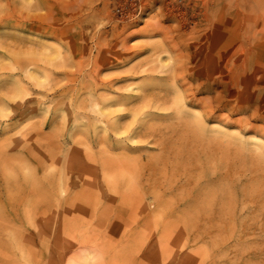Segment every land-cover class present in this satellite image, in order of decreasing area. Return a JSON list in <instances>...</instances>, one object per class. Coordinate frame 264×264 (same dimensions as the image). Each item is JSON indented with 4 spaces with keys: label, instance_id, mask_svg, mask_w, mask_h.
Here are the masks:
<instances>
[{
    "label": "rangeland",
    "instance_id": "374dc122",
    "mask_svg": "<svg viewBox=\"0 0 264 264\" xmlns=\"http://www.w3.org/2000/svg\"><path fill=\"white\" fill-rule=\"evenodd\" d=\"M0 264H264V0H0Z\"/></svg>",
    "mask_w": 264,
    "mask_h": 264
},
{
    "label": "bare ground",
    "instance_id": "6f19581e",
    "mask_svg": "<svg viewBox=\"0 0 264 264\" xmlns=\"http://www.w3.org/2000/svg\"><path fill=\"white\" fill-rule=\"evenodd\" d=\"M208 1H209V0H208ZM209 5H210V4H209ZM207 12H208V11H207ZM13 15H14V14H13ZM10 16H11V15H10ZM2 17H4V16H2ZM5 17H6V16H5ZM12 17H13V16H12ZM19 17H20V16H19ZM22 17H23V16H22ZM9 18H10V17H9ZM13 18H14V17H13ZM32 18H33V17H32ZM35 18H36V17H35ZM1 19H2V18H1ZM10 19H11V18H10ZM15 19H16V18H15ZM5 20H6V18H5ZM176 78H177V77H176ZM176 78H175V79H176ZM146 97H147V96H146ZM133 99H135L136 102L140 101V103H141V102H142V103H143V102L147 103V102H146V99H147V98L145 99V96H142V97L139 96V97H135V98H133ZM147 101H148V100H147ZM149 102H150V101H149ZM149 102H148V103H149ZM178 104L180 105V107L183 106V100H182V98H181L180 96H179V98H178ZM141 105H142V104H141ZM146 105H148V104H146ZM136 108H137V107H136ZM138 108H139V106H138ZM142 108H143V107H142ZM182 108H183V107H182ZM139 112H140V110L138 111V109H137V113H136V114L138 115ZM136 114H135V116H136ZM116 127H117V126H116ZM119 130H120V129H119ZM137 133H138V132H136V133L134 132V134H137ZM95 176H96V175H95Z\"/></svg>",
    "mask_w": 264,
    "mask_h": 264
}]
</instances>
